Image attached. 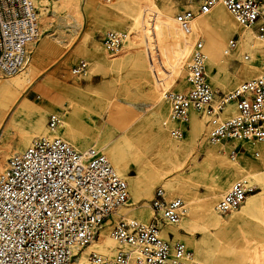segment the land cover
I'll return each instance as SVG.
<instances>
[{"label":"rangeland","instance_id":"374dc122","mask_svg":"<svg viewBox=\"0 0 264 264\" xmlns=\"http://www.w3.org/2000/svg\"><path fill=\"white\" fill-rule=\"evenodd\" d=\"M147 2L149 6L160 7L173 21L176 12L182 8L181 0H162L157 4L150 0ZM116 3V0H34L39 14L40 38L30 45L28 63L21 72L11 77L0 75V82H8L23 76L29 68L32 69L31 85L15 106L4 115L3 123H0V151H4L0 153V167H4L6 160L12 155L20 154L33 138L47 134L46 122L50 114L59 115L62 121L56 134L78 151L92 146L101 149L103 144L112 146L113 143H121L131 134L138 136L139 144H136L133 152L125 150V170L121 176L128 183L129 200L126 205L133 203L128 179H142L151 169L165 166L160 173L162 179L153 187L151 197H143L132 206L138 208L133 210L134 213L141 212L150 219L153 217L150 201L157 187L165 190L169 200H183L188 214L209 194H218L213 211L221 222L223 220L221 228L214 226V222L204 224V220H200L195 211L192 213V220L187 219L186 213L178 225L170 227L173 233H167L173 235L178 230L179 235L174 234L173 241H181L186 249L205 263L264 264V165L260 163L261 147L264 144H247L252 148L247 152L245 144L238 141L212 143L209 138L213 126L208 119L202 118L196 112L189 115L187 123L180 125L184 131L182 139L174 140L170 136V130L175 125L168 122L167 126H163L169 113L165 96L188 89L184 67L173 81V75L168 72L165 63L156 61L155 52H159L164 58L167 54L158 48L163 46V32L152 11H147L138 19L134 29H130L120 19L126 12L124 6L117 9L114 7ZM109 30L125 32L128 35L116 52H109L103 44V35ZM239 31L245 33V36L251 34L252 42L256 46L255 52L240 46L238 50L236 48L230 53V57L221 58L219 65L213 68L205 49L206 37L202 35L207 57L205 72L212 89L227 93L260 74L261 45L253 32L240 26ZM239 31L236 30L224 41L221 57L229 38L238 35L239 42L241 41ZM179 36L182 37L180 33ZM187 39L190 44L194 41L193 36ZM40 43L54 46L56 52L45 51L34 62V50ZM244 55H248L249 59L244 60ZM80 61L88 63L87 74L79 80H70V69ZM38 84L44 86V89H37ZM62 87L67 92H58ZM160 93L164 94L163 101L155 106V97ZM23 102L34 107L40 106L42 111L31 117L21 110L20 105ZM229 107L224 110L222 118L234 114V111L229 113ZM194 115L206 128L194 130ZM66 118L69 119V133L66 131ZM130 120L137 122L132 124L129 132H123L132 123ZM38 122L42 127L35 130L34 125ZM162 128L170 141L187 145L189 154L186 161L183 162L179 157L167 158L156 147L153 134ZM95 136L96 142L93 144L92 140L80 144L72 139H93ZM102 151L104 154L107 152L106 149ZM175 164L180 169L175 168ZM233 166H242L240 169L243 175L249 178L239 179L240 175L232 171ZM167 181L182 183L186 192L170 196L164 188ZM238 182L245 183L249 190L244 203L252 199L255 201V208L248 214H240L243 203L222 217L217 214L215 207L231 186ZM234 216L236 217L233 219ZM120 218L122 217L118 218L114 214L111 223L116 224ZM134 220L145 224L150 221ZM128 250L129 247L117 243L113 253L109 254Z\"/></svg>","mask_w":264,"mask_h":264},{"label":"built area","instance_id":"2783aa9c","mask_svg":"<svg viewBox=\"0 0 264 264\" xmlns=\"http://www.w3.org/2000/svg\"><path fill=\"white\" fill-rule=\"evenodd\" d=\"M157 4L162 0H150ZM174 21L185 36H193L184 66L188 89L169 93L168 122L174 140L184 134L181 124L190 112L208 119L212 143L238 141L264 144V0H181ZM221 4L242 27L252 30L261 45L260 74L224 93L207 82L206 54L194 22ZM179 9V7H178ZM177 10V8H176ZM38 10L34 0H0V75L11 77L27 63V48L40 38ZM125 32L109 30L103 44L116 52L126 41ZM239 36L229 38L223 50L234 51ZM248 60V55L243 56ZM88 63L80 61L69 71L70 80L87 74ZM234 114L222 118L227 107ZM57 114L47 117V134L31 140L17 155L9 157L0 171V264H75L82 251L112 222L119 207L127 204V181L114 169L100 149H74L56 132L61 126ZM257 156V154H256ZM248 188L238 182L217 203L215 210L226 216L245 201ZM153 217L145 224L119 219L112 224L110 238L128 251L112 255L88 254L83 264H209L196 258L184 244L161 237L167 226H176L187 213L185 202L169 200L157 187L150 201ZM171 237V239H170Z\"/></svg>","mask_w":264,"mask_h":264},{"label":"bare ground","instance_id":"6f19581e","mask_svg":"<svg viewBox=\"0 0 264 264\" xmlns=\"http://www.w3.org/2000/svg\"><path fill=\"white\" fill-rule=\"evenodd\" d=\"M116 1L117 3L114 5V7H116L117 9H120V6H124V10H126V12L124 13L123 16L120 17V19L124 23L128 24L130 26V29H134L138 19L141 16L145 15L147 11L150 10L155 14L156 19L159 23V27L163 32V38H162L163 46L158 47V48L159 49L161 48V50H164L165 53L167 54V57L164 58L162 55L159 54V52L158 53L155 52L154 57L156 61H159V62L161 61L162 64L163 62L165 63V66L168 72L171 75H173V81H174V79L182 71L186 63V60L188 59L190 46H191L190 41L187 39L189 36L183 35L180 32L179 28L177 27L175 21H173L168 15L164 14L160 7L156 5L149 6L148 5L149 3L147 2V0H116ZM74 9L75 11H77L76 8ZM204 18L205 19L203 20H199V21L196 20L194 22L193 30L195 34L201 35V36L203 35L204 37H206V48L205 49H206V53L208 54L210 58V61L212 62V68H213L219 65L218 61H221L220 60L221 58L230 57L231 55L230 53L227 55H223L221 57L220 56L221 49L227 37L235 33L236 30L239 31L240 25L235 20H233L232 16L227 12V10L221 4L216 5L209 14L204 16ZM240 27L244 28L242 26ZM249 31L253 32L252 30H249ZM179 33L181 34L182 37L179 36ZM239 34L241 36V41H240L241 44L239 45L240 42L238 43L237 50H238V47L241 46V48L253 49L255 52L256 46H254V42H252L253 38L251 34H247L246 36H245V33L242 34V32H240ZM30 45L31 44H29L27 48V63H28V58H29ZM100 50L101 49H99V51ZM45 51H50L54 53L56 52V48L50 44L45 45V43H40V46L36 47L34 50L33 61L35 62L38 59V56L40 54H44ZM245 72L249 73V70L245 69ZM31 74H32V69L29 68L28 71H26V73L21 77L13 78L12 80L8 82H0V123L2 122L4 118V115L15 106V104L21 98V95L31 85L30 84L31 77H32ZM173 81H171V84L173 83ZM36 87L39 90L44 89V86L39 85V84ZM58 92L64 93V92H67V90L66 89L64 90V88L62 87V89L61 88L58 89ZM163 97H164V94H161V93L155 97V106L161 104V102L163 101ZM20 108L22 111L27 112L28 115H30L31 117L39 115L40 111H42L40 106L34 107L24 102L21 103ZM228 110H229V113L233 112L231 107H229ZM191 113H194V112L193 111L190 112V115ZM68 120L69 119L66 118L65 124H66V131L69 133L71 132V130L68 127ZM193 120H194L193 122L194 130H200V129L202 130L203 128H206L205 125L200 123L199 121L200 119L195 117V115L193 117ZM129 122H132V123L126 126L123 132H129L128 130L132 128V124L134 122H137V120H130ZM34 126H35L34 127L35 130L37 129L40 130V127H42V125L39 122L36 123ZM96 137L97 136H95L93 139L73 137L72 139L75 142H78L80 144L88 143V140H92L93 141L92 144H93L96 142L95 141ZM153 139L155 140L156 147H158L159 150H161V152L165 154L167 158L175 159L176 157H179L181 158L183 162L186 161V157L189 154V148L187 147V145H185V143L179 144V143L170 141L168 136L164 132L163 128L153 134ZM130 140L133 141V143ZM121 143H116V144L113 143L112 146L111 144L106 143L101 146L100 150L106 149L107 152L105 155L107 158L109 157L108 160L109 159L111 160L110 162L111 165H113L114 169L120 175H124L123 173L125 170V157H126L125 150H132L133 152L134 148L137 147L136 144H139V137L133 136L131 134V136H128L127 138H125ZM244 144H245L244 145L245 148L247 149V152H250V150L252 149L250 146L251 144L250 145H247L246 143ZM92 147L95 148V146H92ZM261 149H262V158L260 159V163L264 165V147H261ZM3 152L4 151H0V153H3ZM134 152H137V150ZM164 167L165 166L151 169L142 179H138L135 181H131L130 179H128L130 183V188L132 190L131 192H132L133 203L129 206L124 205V206L119 207V209L115 213L118 216V218L122 217L120 219H123L124 221L133 219V218L143 221V222H147L150 220V217L144 216L141 212L134 213L133 210L138 209V208L137 207L134 208L132 206L136 205V203H138L139 200L143 197H148V198L151 197L153 187L158 181L162 179V175L160 173ZM175 168H179L178 164H175ZM240 168L242 169L243 167L233 166L232 167L233 173L239 174L240 175L239 179L247 180L249 177L247 175H243L242 170ZM2 169H3V165H1L0 171ZM164 188L167 189L170 196L176 195V194L180 195L186 192V188L184 187V185H182V183L177 182V181L165 182ZM217 196L218 194L217 195L209 194L206 197V199H204L201 202H198L196 204L197 206L193 205L194 207H193L192 213L196 211L200 220H204V224H206L207 222L208 223L214 222V226L221 228L222 227L221 225L223 224V220L221 222L219 217L213 211L214 201L217 199ZM254 208H255V201L252 199H248L244 203V205L241 207L240 214L242 213L248 214L252 212ZM192 213H189V214L187 213L188 214L187 219L189 220L193 219L194 214ZM235 217L236 216H234L233 219ZM111 226L112 224L110 223V225H106V227H104V229L101 230L98 239L94 240L86 248L83 249L84 251H82L79 261L75 264H83L86 255L92 252L93 253L94 252L95 253L96 252L108 253V254H105L108 256L111 255L109 253H113V250L115 249V244L117 245V243L113 241L109 236V231L111 229ZM170 227L171 226H167L164 228L162 235H161L162 237L167 239L168 238L167 232L173 233L172 228ZM174 234L179 235L178 230L174 231ZM202 257H204V255Z\"/></svg>","mask_w":264,"mask_h":264}]
</instances>
